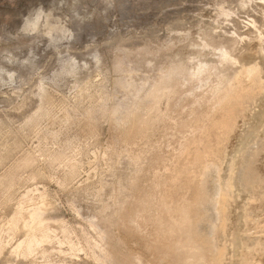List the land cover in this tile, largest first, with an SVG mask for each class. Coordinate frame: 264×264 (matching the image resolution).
<instances>
[{
	"label": "rangeland",
	"instance_id": "1",
	"mask_svg": "<svg viewBox=\"0 0 264 264\" xmlns=\"http://www.w3.org/2000/svg\"><path fill=\"white\" fill-rule=\"evenodd\" d=\"M220 263L264 264V0H0V264Z\"/></svg>",
	"mask_w": 264,
	"mask_h": 264
},
{
	"label": "bare ground",
	"instance_id": "2",
	"mask_svg": "<svg viewBox=\"0 0 264 264\" xmlns=\"http://www.w3.org/2000/svg\"><path fill=\"white\" fill-rule=\"evenodd\" d=\"M243 92H244V91H243ZM233 93H234V92H233ZM234 97H235V96H234ZM245 101H246V100H245ZM235 105H237V104H235ZM227 106H228V105L226 104V108H227ZM223 107L225 108L224 105H223ZM233 108H234V107H233ZM225 110H226V109H225ZM228 114H229V113H228ZM230 114H231V113H230ZM225 117H226V116H225ZM227 117H229V116H227ZM230 117H231V116H230ZM220 118H221V117H220ZM221 119H222V118H221ZM225 119H226V118H225ZM214 122H215V121H214ZM214 122H213V123H214ZM225 122H226V121H225ZM220 123H221V122H220ZM213 125L215 126V124H213ZM224 125H226V124H224ZM216 126H217V125H216ZM212 127H213V126H212ZM221 127H222V126H221ZM213 128H216V127H213ZM218 128H219V126H218ZM259 128H260V126H259ZM228 129H229V128H228ZM218 130H219V129H218ZM225 131H226V129H225ZM227 131H228V130H227ZM216 133H217V132H216ZM218 134H219V133H218ZM218 134H217V135H218ZM221 134H223V133H221ZM227 134H228V133H227ZM217 135H216V136H217ZM221 140H222V139H221ZM218 142H219V141H218ZM213 147H214V146H213ZM196 149H197V148H196ZM216 150H217V149H216ZM217 154H218V153H217ZM217 154H214V156H216ZM221 155H222V154H221ZM217 156H218V155H217ZM219 156H220V155H219ZM205 157H206V156H205ZM208 161H209V160H208ZM204 162H205V160H204ZM228 178H229V177H228ZM225 188H226V187H225ZM220 199H221V198H220ZM222 204H223V203H222ZM218 210H219V209H218ZM219 217H220V216H219ZM223 220H224V219H223ZM220 224H221V223H220ZM222 227H223V226H222ZM262 231H263V230H262ZM252 241H253V240H252ZM240 246H241V244H240ZM216 249H217V248H216ZM244 249H245V248H244ZM236 251H237V250H236ZM260 254H261V253H260ZM236 255H237V254H236ZM242 255L244 256V254H242ZM247 256H248V255H247ZM245 258H246V257H244V259H245ZM244 259H242V260L244 261ZM246 259H247V258H246ZM246 259H245V260H246ZM214 261H215V260H214ZM230 262H231V261H230ZM246 262H247V261H245V263H246ZM210 263H211V262H210ZM231 263H232V262H231ZM245 263H244V264H245ZM220 264H221V263H220Z\"/></svg>",
	"mask_w": 264,
	"mask_h": 264
}]
</instances>
